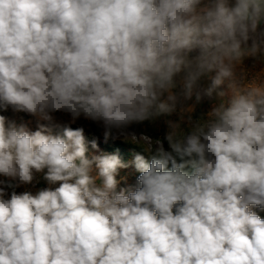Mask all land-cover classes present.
<instances>
[{
  "label": "clouds",
  "instance_id": "obj_1",
  "mask_svg": "<svg viewBox=\"0 0 264 264\" xmlns=\"http://www.w3.org/2000/svg\"><path fill=\"white\" fill-rule=\"evenodd\" d=\"M262 23L264 0H0V108L48 122L0 115V264H264V70L243 67ZM59 111L105 140L179 118L129 163L54 133ZM130 164L137 186L118 188ZM37 173L48 187L6 192Z\"/></svg>",
  "mask_w": 264,
  "mask_h": 264
},
{
  "label": "rangeland",
  "instance_id": "obj_2",
  "mask_svg": "<svg viewBox=\"0 0 264 264\" xmlns=\"http://www.w3.org/2000/svg\"><path fill=\"white\" fill-rule=\"evenodd\" d=\"M258 31H264V23H262ZM251 40L248 42L251 44ZM264 48V45H262ZM192 55H195L193 53ZM243 67L248 72L249 77L255 73L264 70V52H262L257 58L248 57L243 61ZM181 73L175 79L179 81L181 79ZM200 86L202 88H207L211 81L208 77H202L200 80ZM176 90H179V85ZM223 91H228L226 86H221ZM226 96L224 99H227ZM220 98L214 97L204 98L202 102L196 105L195 110L191 113L193 121L200 119L201 117L206 118V114L211 110L213 103H219ZM189 104L194 103V101H189ZM0 115H3L7 121H14L16 124H25L30 130H36L40 124L47 125L48 122L40 120L38 117H35L26 112L15 111L11 107L7 109L0 108ZM54 116V121L56 127L53 128L54 133L62 132L65 126L71 127L73 129L83 128L86 140L88 142V156L91 158L93 155H99L101 153L108 154H118L122 160L125 162H131L134 159V156L139 153L145 156L146 159H150V154L145 150H151L157 144V142L163 140L166 132L168 131V120H177L179 117L177 114L171 116L162 115L154 120L144 121L142 123H135L130 125L123 133L118 132L113 129L111 135L107 140H105L104 133L106 128L102 121H92L81 116L73 121L71 114L67 112H55L52 114ZM131 135V136H130ZM129 136V137H126ZM126 137V139H125ZM129 141H128V140ZM96 141L97 148L93 149L91 147V142ZM164 147L167 149V141H163ZM139 173L135 170L133 166H130L126 169H120L117 175V180L120 182L118 188L120 187H135L137 186V177ZM0 180H9V178L0 176ZM12 183H16L12 181ZM49 185L43 179L42 173L35 174V179L32 184H21L18 187L6 188V192L10 195L14 190L18 194L29 191L35 194L39 190L48 187ZM3 187V185H0ZM254 211L257 212L261 218H264V210L259 208H254Z\"/></svg>",
  "mask_w": 264,
  "mask_h": 264
}]
</instances>
